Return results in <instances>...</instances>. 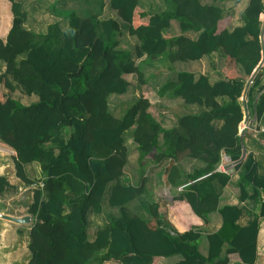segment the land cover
Listing matches in <instances>:
<instances>
[{"label":"trees","instance_id":"1","mask_svg":"<svg viewBox=\"0 0 264 264\" xmlns=\"http://www.w3.org/2000/svg\"><path fill=\"white\" fill-rule=\"evenodd\" d=\"M5 1L13 22L7 38L0 39V67L5 68L0 75V141L15 153L16 178L34 187L28 206L35 217L28 234V264H159L173 257L181 258L178 264H228L233 254L244 264H255L259 220L239 227L241 210L221 206L231 177L218 168L226 155L241 170L235 186L242 202L264 190L254 156L248 154L239 163L244 121L240 99L262 60L264 0H246L243 24L233 30L231 14L219 3L243 0H162L165 9L159 13L146 10L141 0H110L117 18L108 20L57 10L54 2L55 16L67 28L57 22L45 34L26 28L28 13L17 0ZM174 21L180 36L169 34ZM121 22L138 41L133 52L121 48ZM190 32L199 34L198 39L187 37ZM220 49L226 56L222 81L212 85L206 76L196 79L178 72L162 88L163 95L200 106L202 113L173 119L175 126L166 129L167 110L144 96L120 117L111 111L110 98L129 92L130 77L146 84L137 60L163 59L174 65L200 61ZM263 77L261 69L250 86V99L255 89L263 92ZM17 90L39 101L24 105L13 96ZM219 98L228 101L220 104ZM256 113L262 119L264 93ZM127 138L133 139L142 167L149 157L157 164L169 162L164 182L172 203L154 201L146 218L132 213L129 205L146 195L148 179L139 186L121 182L129 165ZM185 158L204 166L184 175L179 163ZM32 163L40 165L43 180L28 177L25 166ZM15 189L0 178V197ZM108 193V205L119 215H110L90 241L89 215L103 213ZM213 213L220 214L222 227L207 236L206 257L200 252V231Z\"/></svg>","mask_w":264,"mask_h":264},{"label":"crops","instance_id":"2","mask_svg":"<svg viewBox=\"0 0 264 264\" xmlns=\"http://www.w3.org/2000/svg\"><path fill=\"white\" fill-rule=\"evenodd\" d=\"M24 1V0H23ZM23 1L17 0L22 5V11L27 12V10L24 9ZM231 5H229V4ZM226 5H228L229 11H226L227 13H230L232 16V23L229 27L230 30H233L243 24L242 22V14L246 10L248 6V2L246 0H243L241 3H230L228 2ZM233 9L236 12H233ZM28 13V12H27ZM116 17L113 16L114 19L117 18V13L114 12ZM29 14V13H28ZM29 17V16H28ZM261 22L264 23V13L261 15ZM13 22V16L11 13V7L9 3L5 0H0V39L5 40L7 38V35L12 27ZM177 27L179 33L176 36H180L181 32L179 30L178 24L174 21L172 24V28ZM263 27V26H262ZM175 36V37H176ZM187 37H190L193 40H197L199 37V34L197 33H187ZM226 56L224 54V51L220 49L217 53L212 54L210 56L204 57L200 61L195 62H186L182 63L185 66L178 65L179 63H176L174 65H169L168 67L171 69V72L167 71V76L165 77V80L161 85L151 90V93H147L144 95V97L148 98L153 104L159 105L167 110L168 113H166V116L171 119H177L185 115H197L204 111V108L200 106H186L183 101L180 98H172L171 95L168 94H162V88L164 85H166L170 81H175V77L172 75L170 78V74L178 73V72H189L195 75L196 79H198L201 76H206L209 78V81L212 85L216 84L217 82H220L223 80V77L221 75V68L225 63ZM149 62L150 65L159 64L161 61L165 63L163 59L158 60H149L146 57H144L142 60H139V63H137L138 66H142V62ZM167 64V63H166ZM264 69V67L262 68ZM142 72L144 73L146 84L150 83V77L148 74L145 73L143 66H142ZM5 72L4 67H0V75ZM169 75V78H168ZM143 85V86H146ZM262 86H264V77L262 81ZM250 90V88H249ZM249 90L246 97V103L249 113V122L245 124V113H244V121L240 125L239 132L241 134V131H244L248 129L251 122H255L254 125L256 127V131L250 135H246L243 139V143L245 145V148L247 150V155L252 154L256 160L257 166H258V174L259 178L264 179V115L262 119L259 120L257 113H256V107L259 101V98L263 92L259 93V89H255L252 93L251 99L249 98ZM244 94V93H243ZM15 99L21 101L24 105H31L34 103H37L39 101L38 97L36 96H27L23 94L21 97L17 96L15 97V94L13 95ZM227 98H219L218 102L220 104H224L227 102ZM242 102V98L240 99ZM243 105V102H242ZM244 111V107H243ZM170 121L168 119H165L164 127L166 129H172L175 126V123L173 125H169ZM70 131H64V136L68 138ZM127 147L129 149V165L125 169L124 176L121 179V182L123 186H139L143 178L141 177V180L139 181V176H137V172L140 171L137 164L133 161H139V154L137 152L136 145L133 141V139L127 138L126 141ZM15 155V153H14ZM246 155V157H247ZM245 157V158H246ZM134 158V160H133ZM169 162H163L161 164H157L153 161L152 157H149L148 161L145 162V167L151 168L152 172H156V170L161 169L163 171V180L165 175V170L168 166ZM195 165V166H194ZM179 166L182 170V173L184 175L189 174L193 172L195 169L201 168L204 166V164L197 160H191L188 158L182 159L179 163ZM193 166V169L191 167ZM224 166V168H223ZM236 163H233L231 159L223 155L222 162L218 168V172L221 174H225L231 177V183L223 190L221 195V206H233L238 207L241 210V215L237 220V225L239 227H247L249 226L253 221L256 219L259 220V233L257 237V258L255 264H264V190L257 191V197L253 200H247L245 202H242L240 200V189H238L235 185L239 182L241 178V170L235 168ZM142 167V168H145ZM26 173L29 174V171L35 172L37 180H43L44 176L41 171L40 165L38 163H32L25 166ZM144 178L148 179V185H147V195L152 193L154 191L153 187V180L150 177L145 176ZM249 195L252 196L254 191L251 189H248ZM110 193H108L104 206H103V213L100 215L96 214H90L89 215V239L90 241H94L96 238V233L99 229H102L106 226L108 223V219L106 220V217L110 215L118 216L119 211L116 209H111L108 205V196ZM173 200V198H172ZM141 201V200H138ZM138 201L133 202L131 205L134 206V204ZM172 201H170V204ZM130 208V205H129ZM115 211L118 213L115 214ZM166 213V209L165 212ZM105 218V221L102 220ZM222 227V218L219 213H213L209 216V223L201 229L200 233L203 235V238L200 241V252L203 256H208L209 251V244L207 240V236L216 233L219 231ZM93 229V233L91 234L90 230ZM229 263L228 264H244L242 263L239 255L233 254L228 256ZM181 261L180 257H175L173 261L171 260H162L164 264H178Z\"/></svg>","mask_w":264,"mask_h":264},{"label":"rangeland","instance_id":"3","mask_svg":"<svg viewBox=\"0 0 264 264\" xmlns=\"http://www.w3.org/2000/svg\"><path fill=\"white\" fill-rule=\"evenodd\" d=\"M23 1V0H20ZM204 4H211L212 0H202ZM56 2V9L57 10H74L77 12V14L80 17H89V16H97L100 20H108L110 18H113V16L116 17L114 11L110 8V0H24L23 6L24 9L27 10L28 14V21L26 23V28L32 31H35L37 33L45 34L49 28V26L60 22L63 28H67V22L65 20H61L55 16V13L51 7V5ZM228 2H221L219 3L220 6H222L226 11H229L228 5H226ZM232 3V2H230ZM142 6L152 13H159L162 10L165 9V6L162 2V0H141ZM229 4V3H228ZM231 5V4H229ZM233 12H236L233 9ZM178 24V22H176ZM122 30L124 35L120 38L121 41V48L124 50H129L131 52L134 51L135 46L138 44L137 39L130 37L127 34L126 27L127 25L125 23L121 22ZM179 33L178 28L174 27L170 30L169 34L175 37ZM137 63H139V60H137ZM143 69L146 74L151 76L150 83L146 84V86H140L139 82L137 81L136 76L130 77L132 86L129 89V92L124 96H112L110 98V109L111 111L117 116L120 117L123 115L126 108L139 96H144L148 92L151 93L160 86L161 83L164 82L165 77L167 76V71L171 72V69L168 67L169 64L164 63L161 61L159 64L150 65V63L142 62ZM178 65L185 66L182 63H179ZM142 66L140 68L142 69ZM176 75V73L170 74L171 76ZM169 78V75H168ZM23 93L19 90L15 93V97L19 96L21 97ZM166 120L170 121L169 125H173L175 121L171 118L166 117ZM68 132L69 129H66ZM131 139V138H129ZM0 150L4 151L9 157L14 156V152L10 150L8 147H6L3 143L0 141ZM134 160V158H133ZM137 164L140 171L137 172V176H139V181L141 180V177L144 179L145 176L150 177L153 180V187L155 188L154 191L150 194H146L141 201H138L133 205H130V210L134 214H138L139 216L146 218L148 217V205L153 203L154 201H162L164 203L170 204V201H172V194L171 189L165 184L163 180V171L161 169L156 170V172H151L152 169L149 167L142 168L139 161H133ZM195 166V165H194ZM193 169V166L191 167ZM13 172V177L11 179L12 184L15 186V191L12 193H9L4 196V199L6 200H15L18 202V205L15 208V213L17 215L22 214H28V206L30 202H32L33 197V190L34 187H27L23 185L15 176V169L14 167L11 169ZM28 177L32 180L35 179L36 174L32 171H29V174H27ZM21 186L22 189H21ZM162 212H165V209L162 210ZM118 213L115 211V214ZM109 219L106 217V220ZM103 221H105V218H103ZM29 230L30 228H20L17 227L13 233L7 235V243H14L18 240L22 239L23 244L21 250L18 252L17 256L22 257L24 255H29L28 245H29ZM91 234L93 233V229L90 230ZM175 257L168 258L164 260H171L173 261ZM106 264H118L116 262L106 263ZM159 264H164L162 261L159 262Z\"/></svg>","mask_w":264,"mask_h":264},{"label":"water","instance_id":"4","mask_svg":"<svg viewBox=\"0 0 264 264\" xmlns=\"http://www.w3.org/2000/svg\"><path fill=\"white\" fill-rule=\"evenodd\" d=\"M261 42L263 47L262 60L252 74L242 97L245 113V124L249 122V113L246 103L247 93L251 86V83H253V80L257 76L258 72L264 67V23L261 33ZM254 123L255 122H251L248 129L241 131L240 142L243 149V157L239 163L243 162L247 155V150L243 143V139L246 135H252L256 131ZM13 167V159L9 157L4 151L0 150V178L7 179V181H9L11 185H13L11 182V179L13 177V172L11 171V169ZM22 187L23 186H21V189ZM17 205L18 202H16L15 200H6L4 199V197H0V264H28L30 260V254L24 255L22 257L17 256L18 252L22 248V239L14 243H7V235L13 233V231H15L17 227L31 228L35 223V217L32 214L28 213L17 215L15 213V208Z\"/></svg>","mask_w":264,"mask_h":264},{"label":"built area","instance_id":"5","mask_svg":"<svg viewBox=\"0 0 264 264\" xmlns=\"http://www.w3.org/2000/svg\"><path fill=\"white\" fill-rule=\"evenodd\" d=\"M252 84V83H251ZM223 168H224V166H223ZM41 187L43 188L44 187V185L43 184H41Z\"/></svg>","mask_w":264,"mask_h":264}]
</instances>
